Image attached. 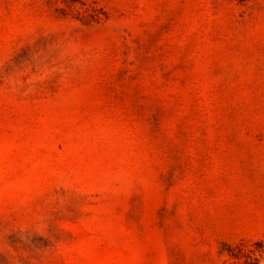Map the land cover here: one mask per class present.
Segmentation results:
<instances>
[{
	"label": "rangeland",
	"instance_id": "374dc122",
	"mask_svg": "<svg viewBox=\"0 0 264 264\" xmlns=\"http://www.w3.org/2000/svg\"><path fill=\"white\" fill-rule=\"evenodd\" d=\"M264 264V0H0V264Z\"/></svg>",
	"mask_w": 264,
	"mask_h": 264
},
{
	"label": "trees",
	"instance_id": "16d2710c",
	"mask_svg": "<svg viewBox=\"0 0 264 264\" xmlns=\"http://www.w3.org/2000/svg\"><path fill=\"white\" fill-rule=\"evenodd\" d=\"M251 263H252L251 259L248 262H246V264H251Z\"/></svg>",
	"mask_w": 264,
	"mask_h": 264
}]
</instances>
